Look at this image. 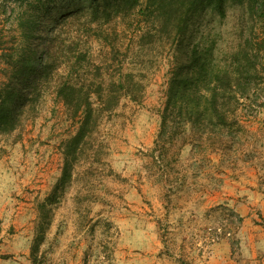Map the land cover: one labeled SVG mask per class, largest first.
I'll return each instance as SVG.
<instances>
[{"label": "rangeland", "instance_id": "rangeland-1", "mask_svg": "<svg viewBox=\"0 0 264 264\" xmlns=\"http://www.w3.org/2000/svg\"><path fill=\"white\" fill-rule=\"evenodd\" d=\"M67 2H58V16L86 7L89 0ZM226 13L220 22L209 15L204 20L210 35H228L235 12L229 6ZM10 22L0 16L4 30ZM126 32L122 49L132 33ZM257 33L264 36L261 25ZM98 47L92 44L94 53ZM170 61L171 56L162 57L144 76L139 101L124 98L102 116L92 140L99 151L94 158L90 149L79 157L70 183L50 206L33 259L38 203L60 176L58 146L75 128L52 93L41 96L19 136L14 132L3 142L0 264L238 263L241 228L264 222L256 206L245 217L251 218L248 224L235 209L248 188L259 200L264 197V49L263 81L250 98H240L237 125L226 132L223 144L200 146L187 139L186 131L184 138L165 144L158 157L154 140ZM4 67L0 61V85L7 77Z\"/></svg>", "mask_w": 264, "mask_h": 264}, {"label": "trees", "instance_id": "trees-1", "mask_svg": "<svg viewBox=\"0 0 264 264\" xmlns=\"http://www.w3.org/2000/svg\"><path fill=\"white\" fill-rule=\"evenodd\" d=\"M59 1L0 0V16L11 18L7 30L0 27V61L7 75L0 85V156L3 142L14 132L19 136L45 92L75 124L58 146L60 176L38 203L33 259L50 206L70 183L79 157L99 151L92 140L102 116L124 98L139 101L144 76L162 57L172 61L154 140L158 157L186 131L192 143L222 145L237 125L240 98H250L263 81L264 36L257 26L264 29V0H89L58 16ZM229 6L235 15L228 35H210L204 20L209 15L223 21ZM126 31L132 33L122 49ZM93 43L99 46L95 53Z\"/></svg>", "mask_w": 264, "mask_h": 264}, {"label": "crops", "instance_id": "crops-1", "mask_svg": "<svg viewBox=\"0 0 264 264\" xmlns=\"http://www.w3.org/2000/svg\"><path fill=\"white\" fill-rule=\"evenodd\" d=\"M254 190H252L253 192ZM243 193L247 194V197L240 200L235 204V209L243 216V222L245 224L249 223V219H246V215H251L249 213L250 207L256 206L259 209L261 218L264 221V197L260 196V200L252 196L251 191L245 190ZM251 199H248V198ZM246 217V218H245ZM252 227L245 229L241 228L240 234L238 236V256L237 264H264V222L262 224L253 222ZM247 230V231H246ZM228 258V256H227ZM232 264L235 263V259L231 260ZM225 261H222L224 264Z\"/></svg>", "mask_w": 264, "mask_h": 264}]
</instances>
